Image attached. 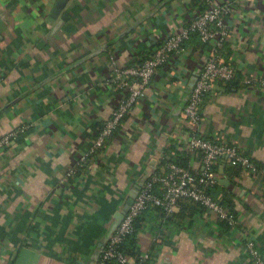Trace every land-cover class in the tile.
<instances>
[{"label": "crops", "instance_id": "obj_1", "mask_svg": "<svg viewBox=\"0 0 264 264\" xmlns=\"http://www.w3.org/2000/svg\"><path fill=\"white\" fill-rule=\"evenodd\" d=\"M56 2L0 0V138L17 132L0 150V264H95L117 214L163 162L200 169L184 149L186 132L238 146L264 168V88L245 83L264 75V0H205L234 7V35L221 50L238 72L205 95L200 124L189 126L183 114L217 45L191 39L97 150L94 141L127 98L109 82L114 69L143 63L200 15L199 5L70 0L54 17ZM218 165L239 228L225 233L206 209L174 217L151 207L137 229L139 254L153 264H256L251 239L264 259V184Z\"/></svg>", "mask_w": 264, "mask_h": 264}, {"label": "built area", "instance_id": "obj_2", "mask_svg": "<svg viewBox=\"0 0 264 264\" xmlns=\"http://www.w3.org/2000/svg\"><path fill=\"white\" fill-rule=\"evenodd\" d=\"M233 12L234 7L230 4H210L209 8L196 19L179 30L173 31L169 38L143 63L114 69L115 74L109 82L116 88L126 91L127 98L120 103L112 117L105 123L94 141L93 150L102 148L107 139L115 134L128 112L151 84L158 69L172 57L182 55L185 51L184 43L193 34H198L203 43L217 45V50L204 64L183 114V120L189 126L194 127L200 124L203 121L200 108L205 95L211 92L216 84L231 82L237 77L236 66L223 57L221 50L226 41L234 35L235 30L228 23ZM245 83L264 88V75L261 78L248 76ZM183 128L185 130V127ZM16 135L17 132L13 131L0 138V150L8 147ZM184 135L188 138L184 149L195 161L200 162V169L192 171L167 159L168 161L163 164V170L153 173L140 188L130 210L102 249L96 264H142L149 258L148 254L140 253L138 262L133 261L120 252L118 247L135 231V220L151 207L161 209L166 216H173L179 211L180 201L190 199L204 206L219 219L227 220L232 225L237 223L228 209L209 193V189L219 182L215 170L216 163L224 161L229 165H238L242 168L243 175L254 178L264 175V170H259L251 157L238 146L205 139L194 131L186 132ZM86 160L84 158L82 162L86 163ZM246 247L256 264H264V259L254 241L248 239Z\"/></svg>", "mask_w": 264, "mask_h": 264}, {"label": "trees", "instance_id": "obj_3", "mask_svg": "<svg viewBox=\"0 0 264 264\" xmlns=\"http://www.w3.org/2000/svg\"><path fill=\"white\" fill-rule=\"evenodd\" d=\"M193 5L196 6V5H199V11H200V14L204 13L207 9H208V5H206L205 3V0H193ZM192 39V42L191 43H194L196 46H208L207 43H203L201 40H200V37L198 34H193L189 40ZM188 40V41H189ZM194 40V41H193ZM186 41L184 44L186 45V43L188 42ZM235 81V80H234ZM233 82V81H231ZM229 83V82H227ZM186 161H187V158L182 156V159L180 160V162L182 163V165L184 166L186 164ZM165 162H163L164 164ZM86 163L82 164L81 167H79V169L77 170L76 172V175L78 176L81 172V169L84 168L86 165ZM229 165V164H228ZM256 165V164H255ZM232 167L230 168H226L225 170L229 172L232 171V176L234 178L236 177H239L241 175H243L242 173V168L238 165H230ZM257 166V165H256ZM259 170H264V168L262 167H259ZM218 170L219 171V165L216 167L215 166V170ZM258 179L260 180V182L262 184H264V175H259L258 176ZM226 190V187L221 184L220 182H218L217 185H215L213 188L209 189V193L217 200H219V203L222 204L225 208H231L232 209V205L230 204V200H229V195L228 193L225 191ZM156 209L162 211L161 209L155 207ZM205 207L202 206L201 204L195 202V201H192L190 199H183L180 201V204H179V210L181 212H188L189 214L191 215H196L198 213H201V212H204L205 211ZM179 211V212H180ZM229 211V209H228ZM179 213V216L178 217H184V214L182 213ZM230 215L233 216L234 220H236V224L235 225H232L229 221L227 220H221L219 219L218 223L221 227V229L226 233H228L229 231L233 230V229H237L239 228L240 224L238 222V219L237 217L235 216V214L231 211H229ZM178 215V214H177ZM177 215H173L174 217H176ZM143 220L142 216H140L139 218H137L135 220V231L130 235L128 236L125 241L123 243H121L118 247V250L120 252H122L123 254L127 255L128 257H130L133 261H137L139 260V253L137 251V241H136V234H137V229L139 228V224L141 223V221ZM142 264H153L152 261H151V257L149 256V258L147 260H145Z\"/></svg>", "mask_w": 264, "mask_h": 264}, {"label": "water", "instance_id": "obj_4", "mask_svg": "<svg viewBox=\"0 0 264 264\" xmlns=\"http://www.w3.org/2000/svg\"><path fill=\"white\" fill-rule=\"evenodd\" d=\"M69 1L70 0H57L56 5H55V7L51 13L52 14L51 16L56 17L66 7V5ZM137 194H138V189H136L134 193H131L130 198L128 199L124 209L121 212H119V214H117L116 219H115L113 225L111 226L110 230L108 231L107 235L100 242L99 247L96 251L95 259H94L95 264L98 260V257L100 255L102 249L104 248V246L106 245V243L108 242L110 237L113 235V233L115 232V230L119 226L120 222L125 217V214L130 210V207L132 206L134 200L137 197Z\"/></svg>", "mask_w": 264, "mask_h": 264}]
</instances>
